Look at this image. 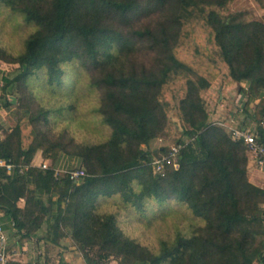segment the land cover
Wrapping results in <instances>:
<instances>
[{
    "label": "trees",
    "instance_id": "obj_1",
    "mask_svg": "<svg viewBox=\"0 0 264 264\" xmlns=\"http://www.w3.org/2000/svg\"><path fill=\"white\" fill-rule=\"evenodd\" d=\"M231 1L0 0L36 26L24 51L10 59L20 71L15 79H4L5 88L40 70L49 84H59L62 66L73 60L114 67L120 55L132 50L114 21L126 25L142 13L163 12L170 24L167 39L173 44L169 61L155 70L123 68L101 77L97 86L106 92L98 112L111 133L103 143L76 146L73 155L87 170L80 181L55 179L52 165L46 170L32 167L38 150L35 117L26 114L17 125L16 154L8 142H0V159L14 166L9 174L0 169V214L17 234L26 238L38 230L59 194L56 225L60 223L84 252L85 264H95L85 252L92 247L99 248V259L115 255L129 264H264V255L254 247L263 229L264 189L249 181L244 143L233 141L229 131L210 121L200 94L220 77L215 57L229 68L230 82L249 85L243 92L247 98L264 91V24L224 16L221 11ZM193 26L208 38L207 48L190 46L192 38L201 42ZM165 33L166 28L134 32L152 50L162 44ZM181 50H193V62L182 57ZM192 72L199 74L198 80ZM170 104L185 123L182 134L188 142L176 141L183 145L179 166L163 176L153 171L155 153L139 146L164 129ZM256 133L264 144V125L259 123ZM20 167L28 169L19 174ZM29 194L32 207L19 208L21 199L28 203ZM115 196L138 212L148 201L161 205L173 199L202 226L191 236L179 234L171 243L162 242L154 254L126 238L114 214L98 212L100 200Z\"/></svg>",
    "mask_w": 264,
    "mask_h": 264
},
{
    "label": "rangeland",
    "instance_id": "obj_2",
    "mask_svg": "<svg viewBox=\"0 0 264 264\" xmlns=\"http://www.w3.org/2000/svg\"><path fill=\"white\" fill-rule=\"evenodd\" d=\"M221 12L224 16H238L244 23L264 24V0H232ZM113 26L121 30L132 48L130 53L119 56L114 67L103 69L87 61L84 63L81 60H73L62 66L63 76L59 84H49L45 71L40 70L24 80L15 82L10 88H5L4 79H15L20 71L19 65L11 63L10 59L24 51L25 42L36 31V26L26 22L21 13L0 4V142L4 144L8 142L14 154L17 153L16 128L27 114L36 118L34 126L38 150L32 161L35 167L48 162L55 168L67 165L63 171L81 168L87 172L80 160L73 155L76 153V146L103 143L111 133L110 128L103 124L98 112L106 92L103 87L97 86L101 77L108 71L123 68L126 71L134 69L137 73L155 70L169 61L170 49L173 46L167 39L170 24L165 20L163 12L142 13L133 17L132 22L126 25L114 21ZM161 28H166V33L161 38L162 44L154 50L150 48V43L140 40L134 34L138 30ZM191 29L201 37L200 43L195 38L191 39L192 49L207 48L208 38L201 36L197 26ZM181 51L182 57L190 62H193V57L197 55L193 50ZM215 59L216 66L220 69V77L200 92L210 121L227 132H230V127H241L242 118L233 119L239 107L244 109L243 119L244 117L254 119L246 127L257 128L264 115V91L257 97H246L245 101L239 103L235 92L240 88L244 90L241 85L246 82L241 84L230 82L229 68L216 57ZM191 75L193 79H199V74L192 72ZM248 86L247 84V89ZM184 129L185 123L176 112V105L173 104L169 106L164 129L147 144H141L139 149L154 152L153 160L162 157L165 154L160 151L161 148L168 151L180 139L188 142L182 134ZM53 158H56L55 162L52 161ZM58 195L52 198V212H57ZM27 197L29 205L32 204L31 194ZM97 210L99 213L114 214L123 235L154 254L159 252L162 242L171 243L179 234L191 236L202 226L199 219L193 217L186 207L173 199L161 205L148 201L144 211L138 212L126 208L120 198L115 196L108 200H100ZM57 226L65 230L60 223ZM254 247L259 255H264V216L263 229L260 230ZM79 251L83 255L84 252L81 249ZM85 252L95 264H129L115 255L99 259L101 254L97 247L86 248ZM253 264L259 263L254 261Z\"/></svg>",
    "mask_w": 264,
    "mask_h": 264
},
{
    "label": "crops",
    "instance_id": "obj_3",
    "mask_svg": "<svg viewBox=\"0 0 264 264\" xmlns=\"http://www.w3.org/2000/svg\"><path fill=\"white\" fill-rule=\"evenodd\" d=\"M242 86L244 90L235 92V96L237 95V98H239V103L246 99L244 93L247 89V83L242 84ZM236 111L233 119L242 118L241 124L244 127L249 126L248 123L252 121L250 117H244L243 119L244 109L238 107ZM66 166L65 164L59 165L56 169L63 171ZM248 178L253 185L264 189V171L258 169L249 156ZM45 204L49 206L48 201ZM18 207L23 209L31 207V204L29 205V202L27 203L25 199H21L18 202ZM55 216V213L51 212L49 216L45 217L42 226L38 230L33 231L29 237L22 238L15 231L13 224L3 214H0V223L8 236L10 257L7 264H85L79 249L69 237L68 231L66 229L61 230L56 225Z\"/></svg>",
    "mask_w": 264,
    "mask_h": 264
},
{
    "label": "built area",
    "instance_id": "obj_4",
    "mask_svg": "<svg viewBox=\"0 0 264 264\" xmlns=\"http://www.w3.org/2000/svg\"><path fill=\"white\" fill-rule=\"evenodd\" d=\"M260 123L264 125V115L262 116ZM229 130L232 140L243 142L250 159L253 160L258 169L264 171V144L259 141L256 128L230 127ZM182 147L183 145L180 144L175 145L168 150L167 154L154 159L152 161L154 173L164 176L176 170L179 166L178 156ZM32 167H35V165H32ZM38 168L46 170L50 168V164L44 162ZM0 169H4V171L9 174L14 170V166L3 159H0ZM27 169L28 167H20L18 173L22 174ZM53 171L55 179L67 176L72 182H78L86 176V172L81 168L66 171H59L54 168ZM9 257L8 236L3 225L0 223V264H7Z\"/></svg>",
    "mask_w": 264,
    "mask_h": 264
}]
</instances>
